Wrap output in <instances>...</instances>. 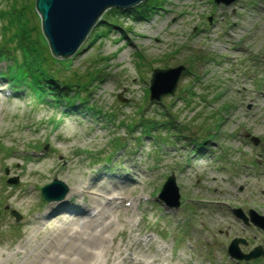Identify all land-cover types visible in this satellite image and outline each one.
Listing matches in <instances>:
<instances>
[{
    "label": "rangeland",
    "instance_id": "1",
    "mask_svg": "<svg viewBox=\"0 0 264 264\" xmlns=\"http://www.w3.org/2000/svg\"><path fill=\"white\" fill-rule=\"evenodd\" d=\"M134 6L103 12L117 24L96 40L101 24L92 26L65 64L51 65L81 82L98 72L80 94L98 111L78 99L71 108L38 101L27 88L15 95L0 78V264H24L62 220L94 207L91 197L112 196L121 207L105 220L112 229L96 264H264L226 252L235 237L243 252L264 247L247 213L264 216V0H160L143 14ZM177 65L173 92L148 99L153 68ZM166 110L174 127L142 134V117L160 122ZM169 175L175 208L158 196ZM53 178L67 192L46 208L39 189Z\"/></svg>",
    "mask_w": 264,
    "mask_h": 264
},
{
    "label": "trees",
    "instance_id": "2",
    "mask_svg": "<svg viewBox=\"0 0 264 264\" xmlns=\"http://www.w3.org/2000/svg\"><path fill=\"white\" fill-rule=\"evenodd\" d=\"M8 5H5L0 9V61L5 62L6 70L0 72V77L6 79L13 84V86L19 90L27 88L31 94L38 101H43L45 97H51L54 101H63L68 108L73 106L75 100H79L82 105L86 106L88 111H96V107L88 104V100L80 95L88 86L92 85L96 79L98 72L93 73L89 80L81 82V75L66 76L63 73L60 80V74H54V68L52 64L58 62L61 65L65 64L64 59L56 60L49 52V47L45 38L43 37L40 27L34 22V18L39 20L34 8V0H5ZM160 0H146L140 3L138 6H134V12L143 14L144 10H149L152 5H158ZM111 15L118 13V8H111ZM97 24H101L100 31L95 32L91 40H96L102 32L109 30L111 25L117 24L116 22L109 21L108 18H103L97 21ZM68 60V59H67ZM189 68V65H188ZM100 76H98L99 78ZM191 88V87H190ZM186 89H183L185 91ZM188 90V89H187ZM148 98V97H147ZM98 111V110H97ZM162 121L153 122L151 119L142 117L145 119V123H139L142 128V134L151 135V128L157 129L158 125H167L164 127H174V122L169 121L171 119L168 111L164 112ZM141 115V114H140ZM139 118V117H138ZM139 118V119H142ZM149 123V124H148ZM218 126V124H217ZM130 127V126H129ZM132 128V127H130ZM129 128V129H130ZM158 130V129H157ZM177 131V130H176ZM181 131L178 130L177 132ZM189 138L190 135H185ZM176 134L175 138L178 139L183 135ZM155 138H158V134L152 133ZM174 135V133H173ZM208 138V137H207ZM204 139H192L193 145H203ZM114 143L116 145H122L120 138L116 137ZM119 146H117L118 148Z\"/></svg>",
    "mask_w": 264,
    "mask_h": 264
},
{
    "label": "water",
    "instance_id": "3",
    "mask_svg": "<svg viewBox=\"0 0 264 264\" xmlns=\"http://www.w3.org/2000/svg\"><path fill=\"white\" fill-rule=\"evenodd\" d=\"M142 0H34V7L40 20V28L45 37L49 51L55 58L71 57L77 50L87 32L99 20L104 10L109 7H129ZM233 0H214L216 3L229 4ZM72 54V55H71ZM183 69L182 65L168 68H153L149 79V99L158 100L162 95L172 93L176 86L177 78ZM120 101H126L120 94ZM15 183V178L8 180ZM43 198L47 201L60 200L67 192V186L56 178L44 184L41 189ZM158 196L168 206L178 205V192L174 176L169 175L161 185ZM236 215L241 216L239 208L234 209ZM250 220L258 227L264 229V216L249 210ZM16 220L18 213L12 211ZM243 240L234 238L228 245L227 252L232 257L248 259L260 254V246L255 247L247 254H242L237 243ZM264 255V252H263Z\"/></svg>",
    "mask_w": 264,
    "mask_h": 264
},
{
    "label": "bare ground",
    "instance_id": "4",
    "mask_svg": "<svg viewBox=\"0 0 264 264\" xmlns=\"http://www.w3.org/2000/svg\"><path fill=\"white\" fill-rule=\"evenodd\" d=\"M203 145L207 143L204 141ZM101 188H103L101 191L106 189ZM26 191L23 189L21 192L24 194ZM79 191L85 192L83 186ZM91 193L98 196L96 192ZM113 198L106 197V200L102 201L98 197H91L94 207H89L85 211L77 209L78 212L72 214L71 218L62 220L64 223L55 229L54 233L51 232L52 238L46 241L40 250H35L24 264H96V260L106 247L103 232L112 229L110 221L105 220L111 214L120 211L121 203L115 204ZM54 203L55 201H49L45 206L50 208Z\"/></svg>",
    "mask_w": 264,
    "mask_h": 264
}]
</instances>
